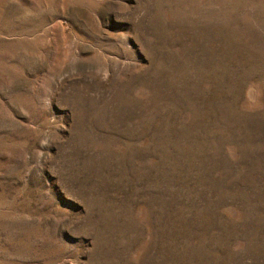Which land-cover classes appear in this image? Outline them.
I'll list each match as a JSON object with an SVG mask.
<instances>
[{
	"label": "rangeland",
	"instance_id": "rangeland-1",
	"mask_svg": "<svg viewBox=\"0 0 264 264\" xmlns=\"http://www.w3.org/2000/svg\"><path fill=\"white\" fill-rule=\"evenodd\" d=\"M0 264H264V0H0Z\"/></svg>",
	"mask_w": 264,
	"mask_h": 264
}]
</instances>
